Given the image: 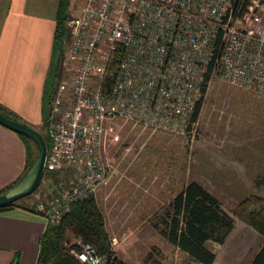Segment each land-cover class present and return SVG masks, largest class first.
Instances as JSON below:
<instances>
[{"label": "built area", "instance_id": "obj_1", "mask_svg": "<svg viewBox=\"0 0 264 264\" xmlns=\"http://www.w3.org/2000/svg\"><path fill=\"white\" fill-rule=\"evenodd\" d=\"M78 2L45 120L43 172L67 178L33 204L51 225L108 180L110 120L182 132L205 76L264 95V0ZM67 246L79 264H122L72 235Z\"/></svg>", "mask_w": 264, "mask_h": 264}, {"label": "rangeland", "instance_id": "obj_2", "mask_svg": "<svg viewBox=\"0 0 264 264\" xmlns=\"http://www.w3.org/2000/svg\"><path fill=\"white\" fill-rule=\"evenodd\" d=\"M78 3L68 1L69 15L78 13ZM68 40L67 33L65 45ZM63 78L61 69L54 84ZM33 129L46 136L45 127ZM105 141L114 167L94 199L117 260L122 264H195L169 245L154 225L160 224L168 202L182 186L196 181L234 221L222 244L206 243L217 255L216 264H249L264 238L231 211L249 196L264 199V95L213 77L188 130L167 132L112 119L106 126ZM25 173L23 170L21 178ZM50 179L42 174L35 190L20 201L34 202Z\"/></svg>", "mask_w": 264, "mask_h": 264}, {"label": "trees", "instance_id": "obj_3", "mask_svg": "<svg viewBox=\"0 0 264 264\" xmlns=\"http://www.w3.org/2000/svg\"><path fill=\"white\" fill-rule=\"evenodd\" d=\"M68 1L57 0L56 5L53 31L54 64L49 73L50 86L46 90L42 105L43 119L40 125L43 127H46L47 124L45 122L47 115L45 114L54 81L60 72V58L67 38L65 20L69 16L67 12ZM207 82L208 76H205L200 88V96L196 100L186 124V130L197 119ZM0 113L15 120L1 105ZM18 136L25 147L24 162L25 171H27L37 156L36 147L27 137L20 134ZM42 138L48 149L49 140L46 136H42ZM43 176L51 177L52 180L50 179L49 182L52 184L62 181V177L67 178L66 173L60 174L58 172H43ZM10 187L12 185L0 190V194ZM20 199L0 208V211L20 207L34 212V202H21ZM231 213L264 238V199L249 196L232 209ZM233 224V218L221 208L214 196L196 181H189L171 198L165 216L160 217V224H155L154 227L169 245L183 253L193 263L216 264L217 255L206 247V243L210 241L222 244L232 230ZM69 234L81 239L83 243L90 244L97 253L108 256L114 255L105 229L103 215L94 197L90 196L82 201L73 202L57 225L47 223L38 239L35 264H79L76 258L69 253L67 246ZM15 262L16 258L10 264H15ZM249 264H264V240L251 256Z\"/></svg>", "mask_w": 264, "mask_h": 264}, {"label": "crops", "instance_id": "obj_4", "mask_svg": "<svg viewBox=\"0 0 264 264\" xmlns=\"http://www.w3.org/2000/svg\"><path fill=\"white\" fill-rule=\"evenodd\" d=\"M51 1L53 5H43L41 0H0V105L32 128L43 119L42 105L54 64L57 0ZM48 110L49 104L47 115ZM21 143L0 125V190L25 172ZM46 225L44 218L24 208L0 211V264H10L14 258L15 264H35L38 239Z\"/></svg>", "mask_w": 264, "mask_h": 264}, {"label": "water", "instance_id": "obj_5", "mask_svg": "<svg viewBox=\"0 0 264 264\" xmlns=\"http://www.w3.org/2000/svg\"><path fill=\"white\" fill-rule=\"evenodd\" d=\"M0 125L30 139L34 143L37 151V156L34 162L28 168L21 180L0 194V208H2L20 198L30 195L38 186L43 174V159L46 153V146L42 136L35 129L6 117L1 113Z\"/></svg>", "mask_w": 264, "mask_h": 264}]
</instances>
